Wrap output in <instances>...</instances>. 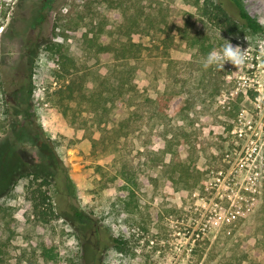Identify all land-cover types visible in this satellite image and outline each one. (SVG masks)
Masks as SVG:
<instances>
[{
	"label": "rangeland",
	"instance_id": "1",
	"mask_svg": "<svg viewBox=\"0 0 264 264\" xmlns=\"http://www.w3.org/2000/svg\"><path fill=\"white\" fill-rule=\"evenodd\" d=\"M241 1L264 21V0ZM219 3L238 18L232 0H0V56L16 19L40 12L51 34L24 91L0 85V264H88L95 246L100 264H264V181L234 219L208 221L198 198L230 112L214 104L220 71L203 68L230 37ZM38 192L56 215L36 216Z\"/></svg>",
	"mask_w": 264,
	"mask_h": 264
},
{
	"label": "built area",
	"instance_id": "2",
	"mask_svg": "<svg viewBox=\"0 0 264 264\" xmlns=\"http://www.w3.org/2000/svg\"><path fill=\"white\" fill-rule=\"evenodd\" d=\"M260 23L257 29L246 26L227 39L242 48L249 46L244 66L236 69L226 62L221 71L213 65L221 73L215 107L230 112L228 117L218 114L223 142L220 163L210 170L211 178L204 181L198 197L208 221L213 217L234 219L251 210L264 181V44L260 43L264 41V21ZM189 115L194 117L195 111Z\"/></svg>",
	"mask_w": 264,
	"mask_h": 264
},
{
	"label": "flooded vegetation",
	"instance_id": "3",
	"mask_svg": "<svg viewBox=\"0 0 264 264\" xmlns=\"http://www.w3.org/2000/svg\"><path fill=\"white\" fill-rule=\"evenodd\" d=\"M20 19L23 25L19 26V24H16V19L11 23L9 29L10 32H7L8 39H13L16 42V50L13 52L5 51L2 53V56H0V85L5 89L3 90L5 95H7L9 88L13 90L11 91V94L14 96H17L24 91L25 84L23 81L29 78L30 67L33 63L36 50L39 48V43H48L51 39L49 31H47V34L45 35L42 27L44 22L43 15L40 12L30 21H26L24 18ZM9 20H11V16L9 17ZM15 37H18V39ZM6 70H9V73H7ZM4 85L8 86L4 88ZM115 240L117 242H122L118 238ZM97 249V246L93 247V253H89L88 259L86 258V254L88 253H82L84 261L86 262L87 259L89 262L88 264H100L101 253H97Z\"/></svg>",
	"mask_w": 264,
	"mask_h": 264
},
{
	"label": "trees",
	"instance_id": "4",
	"mask_svg": "<svg viewBox=\"0 0 264 264\" xmlns=\"http://www.w3.org/2000/svg\"><path fill=\"white\" fill-rule=\"evenodd\" d=\"M235 5L238 8V12H239V16L237 19H232L231 17L228 16V14L224 11V9L222 8V6L220 5V3L218 5H216V9H217V13L214 16V18H218L220 20V24L222 25H227V28L224 29L226 34L229 35H233L236 33H239L242 31L243 27L249 26L253 29H257L261 26V23L258 19H256L255 17H253L248 10L245 8L243 2L241 0H232ZM208 3V1H206V4ZM205 4V5H206ZM206 8V6H204ZM212 11L205 10V14H208V16H211ZM125 34L129 35L130 32L126 31ZM96 37H93V44H91V46L93 45L94 48V52L95 53H99V52H111V46L109 44L103 45L101 43H97V41H95ZM137 44H135L134 42L130 41V46H135ZM49 46V45H48ZM50 48H53V46H49ZM211 48V45H208L204 51H209V49ZM54 49V48H53ZM55 51H60V47H58V45H55ZM112 52H117V50L115 49V51L113 50ZM132 51H130L127 55L125 53V50H120V53L118 55H121L122 57H130L132 56ZM117 55V56H118ZM219 90V89H218ZM73 94V89L70 90L68 96L71 97ZM170 102L166 103L165 105L169 104L170 106H172V114H176V113H183V108L179 107V105L177 106L176 104L178 103V99H176V97H170ZM190 107V105H186V109H188ZM186 114H189V110L186 112ZM47 180H44L43 183H46ZM37 201L36 199L33 200V212L36 214V216L40 219H47V216L52 217V215H56V213L54 212V206L52 205L51 201H50V197L49 195H47L46 193H41L38 192V197H37ZM121 241V240H120ZM42 255L45 259H54L56 257V253L52 252V248L51 247H43L42 249Z\"/></svg>",
	"mask_w": 264,
	"mask_h": 264
},
{
	"label": "clouds",
	"instance_id": "5",
	"mask_svg": "<svg viewBox=\"0 0 264 264\" xmlns=\"http://www.w3.org/2000/svg\"><path fill=\"white\" fill-rule=\"evenodd\" d=\"M247 40V38L245 37ZM226 43L222 46L221 49H213L208 53L206 58L203 60V68L208 69L209 67L215 65L218 70L223 71L225 63H231L236 69H240L244 66L248 60V49L242 48L240 44H233L229 40H226ZM264 44V41L260 42Z\"/></svg>",
	"mask_w": 264,
	"mask_h": 264
}]
</instances>
